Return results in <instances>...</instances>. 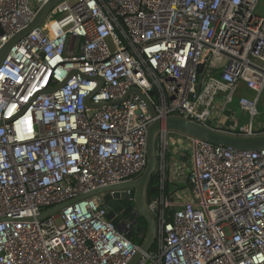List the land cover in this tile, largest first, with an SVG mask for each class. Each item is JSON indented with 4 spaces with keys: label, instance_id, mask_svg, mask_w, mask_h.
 <instances>
[{
    "label": "built area",
    "instance_id": "obj_1",
    "mask_svg": "<svg viewBox=\"0 0 264 264\" xmlns=\"http://www.w3.org/2000/svg\"><path fill=\"white\" fill-rule=\"evenodd\" d=\"M46 1L0 0V46ZM52 8L0 67V264H127L141 245L128 233L143 236L133 196L131 220L120 229L101 195L36 219L146 166L153 118L145 99L131 93L88 107L85 98L100 77L91 103L136 87L162 120L179 115L211 126L227 112L233 117L226 106L237 92L248 123L226 130L264 131L256 122L264 94V0H61ZM245 74L253 97L239 91ZM169 134L162 128L157 135L160 174ZM182 138L191 149L187 190H178L177 200L156 197L155 241L137 264H264V149Z\"/></svg>",
    "mask_w": 264,
    "mask_h": 264
},
{
    "label": "water",
    "instance_id": "obj_2",
    "mask_svg": "<svg viewBox=\"0 0 264 264\" xmlns=\"http://www.w3.org/2000/svg\"><path fill=\"white\" fill-rule=\"evenodd\" d=\"M61 0H47L40 8L37 10L32 21L26 25L24 28L20 29L14 33L7 42L0 46V67L6 57L8 56L11 48L25 35L31 32L33 29L37 28L39 24L43 21L47 13L51 8ZM3 31L0 28V35ZM203 64L198 66V72H201ZM75 73L72 71L71 74ZM98 80V87L102 85L103 79L96 77ZM62 84L58 83L54 87H47L42 90V92L52 91L57 89ZM97 89L93 92L95 93ZM88 95L84 103L88 107H101L107 104H115L124 101L129 94L136 93L143 97L146 101L149 114L152 116L153 120L147 127L146 130V141H145V155H146V166L141 174L133 179L119 182L116 184H110L106 186L98 187L87 193L81 194L74 199L67 202L57 204L55 206L49 207L42 211L36 216V219L42 220L45 217L57 213L64 206L71 204L75 201L85 199L94 195H101L105 206L107 207V218L120 229L125 223V220H131L130 211L132 208L131 202L128 200L131 196L134 197V204L137 208V215L144 219L146 222V234L144 240L140 245V250H138L135 255L127 262V264H137L143 252H147L155 241L156 235V219L155 214L158 212V201L155 196H148V190H153L149 188V183L151 178L156 173L157 167V152H156V141L159 131L163 128L170 133H174L180 136H185L189 138L203 140L212 144L222 145L226 147H231L237 150H261L264 149V131L256 133H236L226 129L215 128L210 125H204L193 121L189 118L170 115L165 119H161L156 116L154 106L151 100L146 97L138 88L131 87L120 99L112 101H104L98 104L91 103L89 101L90 96ZM149 95H153V91L149 92ZM2 121H0V125ZM155 200V205L151 209L148 206V201ZM3 218H0L2 220ZM32 219V218H29Z\"/></svg>",
    "mask_w": 264,
    "mask_h": 264
},
{
    "label": "crops",
    "instance_id": "obj_3",
    "mask_svg": "<svg viewBox=\"0 0 264 264\" xmlns=\"http://www.w3.org/2000/svg\"><path fill=\"white\" fill-rule=\"evenodd\" d=\"M225 116L215 118L210 124L212 127L220 129H230L232 126L239 123L233 115L230 116L226 113ZM184 143L187 141L182 136L170 133L169 134V147L167 150V182L169 185V197L171 199H178V192L182 187V183L186 186L185 176L182 174L185 162L181 159L183 156Z\"/></svg>",
    "mask_w": 264,
    "mask_h": 264
},
{
    "label": "rangeland",
    "instance_id": "obj_4",
    "mask_svg": "<svg viewBox=\"0 0 264 264\" xmlns=\"http://www.w3.org/2000/svg\"><path fill=\"white\" fill-rule=\"evenodd\" d=\"M51 11L55 13V7L52 8ZM49 16H50L51 18L54 17L53 14H49ZM214 75L217 76V77H219V72H218V71H217V72L215 71V72H214ZM247 77H248V74H245L244 79H243V81L241 82V86H240V88H239V91H240L242 94H247L248 96L253 97V96H254V93H253L251 90H248V89H246V88L244 87V83H245V80H246ZM220 95H221V94H220ZM220 95L217 96L216 101H219ZM238 96H239V95H238V93L236 92V94H234V97H233L234 100L226 106V108H227L226 112H227V111H230L231 113H233L234 118H235L236 120H238L239 123H241L242 125H247V123H248V117H247L245 114H243V112L240 110V108H239L238 105H237V98H238ZM257 109H258L259 114H258V117H257L256 122H264V94L261 95V98H260V100H259V102H258V104H257ZM227 113H228V112H227ZM190 156H191V149H190V147L187 146L186 143H184L183 156H182V158H181V159L185 162V164H184V168H183V171H182V174H183L184 176L188 173L187 162L189 163V158H190ZM184 182H185V181H184ZM181 185H182V187H183L182 189H186V190H187V187H185L183 183H182ZM174 194H175V195L178 194V195H177L178 197L180 196V195H179V192H175ZM140 239H141V238L137 239L135 242L138 243Z\"/></svg>",
    "mask_w": 264,
    "mask_h": 264
},
{
    "label": "flooded vegetation",
    "instance_id": "obj_5",
    "mask_svg": "<svg viewBox=\"0 0 264 264\" xmlns=\"http://www.w3.org/2000/svg\"><path fill=\"white\" fill-rule=\"evenodd\" d=\"M167 164V163H166ZM167 166L163 172V174H160L156 172L154 176L151 178L149 183V188L153 190H148V196H163L168 197L169 196V185L167 182Z\"/></svg>",
    "mask_w": 264,
    "mask_h": 264
},
{
    "label": "trees",
    "instance_id": "obj_6",
    "mask_svg": "<svg viewBox=\"0 0 264 264\" xmlns=\"http://www.w3.org/2000/svg\"><path fill=\"white\" fill-rule=\"evenodd\" d=\"M136 228H139V229H141L142 231H143V236H142V238L139 240V244H141L142 243V241H143V239H144V237H145V234H146V228H147V226H146V222H145V220L144 219H142V218H140L139 219V224H138V226H136ZM128 237L130 238V239H132L133 241H136L135 240V231L134 230H131L129 233H128Z\"/></svg>",
    "mask_w": 264,
    "mask_h": 264
}]
</instances>
